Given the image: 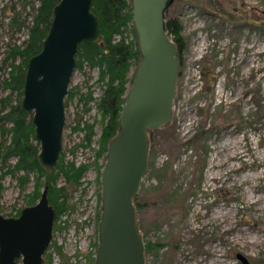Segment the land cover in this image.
Masks as SVG:
<instances>
[{
  "label": "rangeland",
  "instance_id": "rangeland-1",
  "mask_svg": "<svg viewBox=\"0 0 264 264\" xmlns=\"http://www.w3.org/2000/svg\"><path fill=\"white\" fill-rule=\"evenodd\" d=\"M38 4L0 0V84L11 64H21L10 52L27 40ZM165 17L180 22L185 46L171 120L150 133L148 169L136 195L144 242L156 245L145 253L146 264H242L238 254L247 264H264V0H171ZM131 25L127 41L137 39ZM98 76L84 63L68 86L61 151L65 161L90 166L72 190L71 210L53 228L44 264H94L105 161L94 163L102 128ZM9 92L0 86V97ZM86 122L94 125L91 147L80 145ZM18 176L1 180L5 217H17L33 191V176L25 184Z\"/></svg>",
  "mask_w": 264,
  "mask_h": 264
},
{
  "label": "water",
  "instance_id": "water-1",
  "mask_svg": "<svg viewBox=\"0 0 264 264\" xmlns=\"http://www.w3.org/2000/svg\"><path fill=\"white\" fill-rule=\"evenodd\" d=\"M170 2L130 0L140 58L101 169L94 264H146L134 197L148 169L149 132L168 124L172 116L179 61L176 43L165 25ZM91 3L59 0L41 50L26 64L20 106L31 114L39 144L38 163L44 170H52L61 154L64 101L76 68L78 46L81 42L99 43L102 37ZM54 218L47 187L38 201L22 208L17 217L0 213V264H15L20 256L22 264H44ZM237 257L247 264L243 255Z\"/></svg>",
  "mask_w": 264,
  "mask_h": 264
},
{
  "label": "trees",
  "instance_id": "trees-1",
  "mask_svg": "<svg viewBox=\"0 0 264 264\" xmlns=\"http://www.w3.org/2000/svg\"><path fill=\"white\" fill-rule=\"evenodd\" d=\"M38 1V6L34 8L32 25L28 27L27 40L23 45L12 48L10 52L13 60L17 57L22 59L21 64H11L8 77L4 78L0 84L3 90L10 91L0 97V192L4 174L17 173L18 180L22 184L27 183L32 175L34 187L33 191L28 194L27 203L28 205L34 204L40 195V190L47 187L48 200L55 211L53 228L56 229L59 225L57 223L59 217L71 210L69 199L72 190L81 184L90 164L65 161L62 151L52 170H44L38 163L39 144L34 138L31 114L22 110L20 101L27 61L41 50L42 41L48 32L53 16V7L59 0ZM91 11L98 17L102 37L99 43L81 42L79 44L76 68H82L84 63L91 68L97 67L98 81L103 83L102 94L96 103L101 113L102 125L98 141L99 148L95 151L94 163L96 164L99 158L105 159L107 143L117 131L125 95L133 80L134 73L129 77L130 68L133 64L137 65L140 53L137 39L127 41L123 36L126 28L132 23L130 0H92ZM12 22H17L16 16L12 17ZM165 25L176 43L178 61H180L179 58L185 46L181 34L182 26L175 18L166 20ZM211 71L208 69L207 77H210L209 81H214ZM13 93L16 94L15 97ZM71 96V93L68 94V99ZM85 98L93 100L92 93L88 92ZM93 127V123L86 122L81 128L84 134L80 145L91 147L94 136ZM59 179H63V184H59ZM134 204L136 209L142 206L137 201V196L134 197ZM153 247L156 245L150 242L145 243V253L150 252ZM58 249L60 251V248ZM46 264H51L50 260L46 261Z\"/></svg>",
  "mask_w": 264,
  "mask_h": 264
}]
</instances>
